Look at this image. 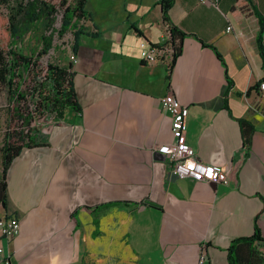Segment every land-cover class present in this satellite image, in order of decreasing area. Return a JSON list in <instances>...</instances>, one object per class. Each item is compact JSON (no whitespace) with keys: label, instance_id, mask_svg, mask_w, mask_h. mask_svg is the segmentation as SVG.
<instances>
[{"label":"crops","instance_id":"0c3cea01","mask_svg":"<svg viewBox=\"0 0 264 264\" xmlns=\"http://www.w3.org/2000/svg\"><path fill=\"white\" fill-rule=\"evenodd\" d=\"M83 13L75 61H59L77 109L51 113L4 174L0 216L19 222L0 237L8 264H228L253 226L264 255V0H173L167 22L159 0H85ZM168 24L183 35L165 69L143 56L177 44ZM167 93L187 106L195 158L226 184L171 173L157 151L172 140Z\"/></svg>","mask_w":264,"mask_h":264},{"label":"trees","instance_id":"16d2710c","mask_svg":"<svg viewBox=\"0 0 264 264\" xmlns=\"http://www.w3.org/2000/svg\"><path fill=\"white\" fill-rule=\"evenodd\" d=\"M173 0H159L161 18L168 21L167 10ZM85 0H0L1 8L6 9V13L0 17V28L4 24L8 42L6 49L0 47V84L10 89L12 111L18 120V125L12 133L7 134L2 145V173L0 177V204L4 202V174L12 158L22 147H30L33 144L32 135L36 132L37 126L33 122L34 113L42 116L44 112L52 113L60 117L66 109H77L74 93L70 82V65H61L57 62H46L43 69L42 80L35 85L37 100L33 103V110L20 109L18 100H23L24 95L19 92L20 82L15 80L20 77L19 70L25 72L36 70L38 58L45 55L52 47L54 35L60 37L68 26L75 28L72 21L84 18L83 6ZM2 13V12H1ZM0 13V15H1ZM56 15H60V25L53 27ZM258 21L262 23L260 14ZM43 26L44 32L39 34L38 49L27 55L21 54L19 49L13 47L16 41H20L26 32H34ZM169 38L178 39L175 46V54L179 52V42L183 35L172 24H168ZM79 27L72 32L73 38ZM259 38L256 39L258 46ZM259 47V46H258ZM73 48V47H72ZM262 54V52L260 51ZM175 56V55H174ZM263 56V55H262ZM263 68H264V56ZM35 126V127H34ZM248 144V140L245 139ZM94 225L96 224L94 220ZM258 229L253 226L252 234L248 237H241L232 240L226 248V259L228 264H242L243 260L247 264H264V255L253 246L256 242H261ZM247 247V248H244Z\"/></svg>","mask_w":264,"mask_h":264},{"label":"built area","instance_id":"2783aa9c","mask_svg":"<svg viewBox=\"0 0 264 264\" xmlns=\"http://www.w3.org/2000/svg\"><path fill=\"white\" fill-rule=\"evenodd\" d=\"M196 2H202L204 0H195ZM72 21L75 23V28L79 27L84 18ZM60 25V15H56L53 27L58 28ZM169 27V25H167ZM72 26H68L65 32L58 37L53 36L52 47L45 54L46 56H54L55 50L59 49L62 56H66L69 63L75 61V55L72 50L73 35L72 32L75 29ZM229 26H226V30H229ZM175 55V46L170 41H166L161 44L151 45L146 50L143 60L152 64L155 62L160 63L165 69H169L171 61ZM60 58L56 57L55 62L59 63ZM70 69V67H69ZM257 90L259 92L264 91V79L260 80L257 84ZM160 109L169 114L170 118V132L172 140L170 143L163 144L157 147V151L163 154L166 159L171 173L177 178H189L195 182L204 181L209 183H227L226 173L215 164H206L197 160L194 156V151L184 141L185 132V120L187 116V106L178 102V100L170 93L160 97L159 100ZM19 229V222L15 217L0 216V237L5 239H11L14 237ZM204 258V247H201L200 254L198 256V263H201ZM0 264H8L4 258L2 247L0 246Z\"/></svg>","mask_w":264,"mask_h":264},{"label":"rangeland","instance_id":"374dc122","mask_svg":"<svg viewBox=\"0 0 264 264\" xmlns=\"http://www.w3.org/2000/svg\"><path fill=\"white\" fill-rule=\"evenodd\" d=\"M2 12V13H1ZM1 19H3V15L6 13L5 8H1ZM4 13V14H3ZM0 29H4V24L1 26ZM44 29L43 26H39L37 30L34 32H26L21 37L20 41H16L13 44V47L19 49L18 51L21 54H29L30 52H34L38 49V37L39 34L43 33ZM8 42V38L5 32L0 31V47L2 49H6V44ZM54 56L52 55H42L38 58V67L36 70L25 72L23 69L19 70L20 77H16L15 80L20 82L19 92L24 95L23 100H18V106L20 109H26L27 111L33 110V103L37 100L36 94L34 92L35 85L37 82L42 80L43 69L45 68L46 62H55V58L61 57L59 49L55 50ZM15 105L16 102L11 101L10 89H7V86L0 84V134L6 136L13 132L15 127L18 125V120L15 116V113L12 111V105ZM51 113L44 112L42 116H38V114L34 113L33 122L35 126L39 127L41 123L47 120L48 116ZM34 126V127H35Z\"/></svg>","mask_w":264,"mask_h":264}]
</instances>
